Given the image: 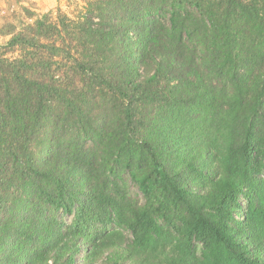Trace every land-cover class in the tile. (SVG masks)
Listing matches in <instances>:
<instances>
[{"label": "trees", "instance_id": "trees-1", "mask_svg": "<svg viewBox=\"0 0 264 264\" xmlns=\"http://www.w3.org/2000/svg\"><path fill=\"white\" fill-rule=\"evenodd\" d=\"M84 1L0 47V264H264V0Z\"/></svg>", "mask_w": 264, "mask_h": 264}, {"label": "rangeland", "instance_id": "rangeland-1", "mask_svg": "<svg viewBox=\"0 0 264 264\" xmlns=\"http://www.w3.org/2000/svg\"><path fill=\"white\" fill-rule=\"evenodd\" d=\"M84 5V0H0V47L4 46L12 35L24 30L28 26H32L37 19L44 15L50 14L55 21L57 14L60 12L70 19H75L83 13L82 8ZM8 31L12 32L6 33ZM17 55L18 52L8 51L4 53L6 59H12ZM122 179L125 183L123 184V187L127 188L126 193L130 200L129 202L137 207L142 206L145 203V199L138 191V188L127 179L126 175H124ZM190 188L198 194L204 192L202 184H190ZM152 205L153 207H156L157 203L152 202ZM54 215L58 220L64 222L65 225L71 223L72 215H66L61 210L55 212ZM157 221L166 231H169L170 234L172 233L169 225L163 220L158 219ZM112 228L113 227H111V229ZM124 235L127 242H129L132 238L130 232L124 231ZM84 247L85 243L82 242L74 264H109L106 258L109 257L110 251L102 252L101 256L94 261L92 259L84 258ZM200 250V247L197 246L198 255L200 254ZM125 264H128V262Z\"/></svg>", "mask_w": 264, "mask_h": 264}]
</instances>
